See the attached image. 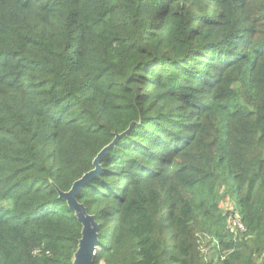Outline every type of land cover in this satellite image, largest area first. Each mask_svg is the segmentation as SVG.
Wrapping results in <instances>:
<instances>
[{
	"label": "trees",
	"instance_id": "1",
	"mask_svg": "<svg viewBox=\"0 0 264 264\" xmlns=\"http://www.w3.org/2000/svg\"><path fill=\"white\" fill-rule=\"evenodd\" d=\"M113 140L91 264H264V0H0V264H72Z\"/></svg>",
	"mask_w": 264,
	"mask_h": 264
},
{
	"label": "water",
	"instance_id": "2",
	"mask_svg": "<svg viewBox=\"0 0 264 264\" xmlns=\"http://www.w3.org/2000/svg\"><path fill=\"white\" fill-rule=\"evenodd\" d=\"M115 140L104 147L93 161V169L85 173L80 179L76 180L70 190L66 193L58 192L59 198L64 200L73 211L74 216L81 225V238L78 247L73 254L72 264H91L96 251L98 241L99 225L96 223L94 216L88 215L82 204L76 200L81 188L93 178L97 177L101 168L99 166L100 159L104 154L112 148Z\"/></svg>",
	"mask_w": 264,
	"mask_h": 264
},
{
	"label": "built area",
	"instance_id": "3",
	"mask_svg": "<svg viewBox=\"0 0 264 264\" xmlns=\"http://www.w3.org/2000/svg\"><path fill=\"white\" fill-rule=\"evenodd\" d=\"M235 224L239 225V223H235Z\"/></svg>",
	"mask_w": 264,
	"mask_h": 264
}]
</instances>
